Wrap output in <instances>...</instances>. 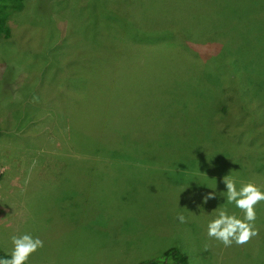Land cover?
Instances as JSON below:
<instances>
[{
  "label": "rangeland",
  "instance_id": "374dc122",
  "mask_svg": "<svg viewBox=\"0 0 264 264\" xmlns=\"http://www.w3.org/2000/svg\"><path fill=\"white\" fill-rule=\"evenodd\" d=\"M21 3L0 34V250L27 233L44 242L28 264H138L174 246L191 264H264V201L257 235L230 246L207 224L243 213L203 203L229 174L264 190V95L210 56L264 0Z\"/></svg>",
  "mask_w": 264,
  "mask_h": 264
},
{
  "label": "trees",
  "instance_id": "16d2710c",
  "mask_svg": "<svg viewBox=\"0 0 264 264\" xmlns=\"http://www.w3.org/2000/svg\"><path fill=\"white\" fill-rule=\"evenodd\" d=\"M22 7L21 0H0V34L5 32L7 37H10V28L8 26L9 18L11 16V10L20 9ZM264 7V5H263ZM261 11V10H260ZM246 36V42L239 46L226 45L224 39H234V42L243 35ZM221 35L216 42L210 45V48L214 53L210 56H216V63L222 64L221 66L230 65L231 62H237L236 65H232L236 70L248 71L247 74H243L246 78L248 85L254 86L257 90L256 94L262 93L264 95V11L259 13L249 14L235 21V24L229 30V34L224 38ZM223 40L222 44L217 41ZM231 46V47H230ZM241 71V72H244ZM242 76L238 74V77ZM215 88V87H213ZM264 99V96L262 97ZM115 151L124 152L126 156L135 154V151H130V144H122ZM203 151H191L190 160L196 163L200 168H207L206 164H202L203 157L201 156ZM171 163L174 162L170 160ZM168 162V161H165ZM165 165V163L163 164ZM162 165V166H163ZM264 167V163H261ZM162 166L156 168L158 173L162 169ZM161 168V169H160ZM146 171V170H145ZM144 171V173H145ZM162 172V171H161ZM127 179V176H123ZM8 254L3 253L0 250V257H7ZM138 264H191L188 256L183 252L180 247L174 246L168 249L163 255L147 259L139 262Z\"/></svg>",
  "mask_w": 264,
  "mask_h": 264
},
{
  "label": "clouds",
  "instance_id": "9594fccd",
  "mask_svg": "<svg viewBox=\"0 0 264 264\" xmlns=\"http://www.w3.org/2000/svg\"><path fill=\"white\" fill-rule=\"evenodd\" d=\"M225 190L215 189L203 198V203L217 200L219 205H234L243 215L229 214L226 207H218V214L207 224L208 236L230 246L233 242L242 245L257 235L254 229L256 220L255 206L264 201V190L252 182L240 184L231 174L224 176L221 181ZM218 193V194H217ZM223 201L222 203H219ZM180 222L186 218L178 217ZM11 252L7 257H0V264H28L30 257L43 248L44 242L31 234L12 235Z\"/></svg>",
  "mask_w": 264,
  "mask_h": 264
}]
</instances>
